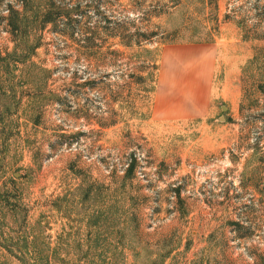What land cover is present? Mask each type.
I'll use <instances>...</instances> for the list:
<instances>
[{"label":"rangeland","instance_id":"374dc122","mask_svg":"<svg viewBox=\"0 0 264 264\" xmlns=\"http://www.w3.org/2000/svg\"><path fill=\"white\" fill-rule=\"evenodd\" d=\"M53 2L0 0V264H264V0ZM186 41L217 46V98L156 119Z\"/></svg>","mask_w":264,"mask_h":264},{"label":"crops","instance_id":"0c3cea01","mask_svg":"<svg viewBox=\"0 0 264 264\" xmlns=\"http://www.w3.org/2000/svg\"><path fill=\"white\" fill-rule=\"evenodd\" d=\"M218 48L212 42L165 44L152 103L156 119L205 118L213 99Z\"/></svg>","mask_w":264,"mask_h":264},{"label":"trees","instance_id":"16d2710c","mask_svg":"<svg viewBox=\"0 0 264 264\" xmlns=\"http://www.w3.org/2000/svg\"><path fill=\"white\" fill-rule=\"evenodd\" d=\"M55 3L53 2V0H50V5H54ZM27 8L25 7L23 12H19V10L15 9L13 7L10 8V13H11V18L9 20V25L12 27L11 28V32H13V36H15V40H17L18 35H19V47H21V52H25V54L23 55L22 53L18 54L16 51V47L13 50V55L16 56V60H21V62H25L26 58H28L29 53L32 52V50L34 49V47L36 46V44H31L29 43L28 40V32L26 31L27 25H28V17L26 16L25 12H26ZM60 8H58V12H56V15L53 14V12L49 9V10H45L43 11V19H42V24L45 25L49 22H54L55 19L57 17H61L63 15L69 17L70 16V12L68 10L65 9H61L63 10L62 12L59 11ZM65 10V11H64ZM33 20H37L36 17L32 18ZM157 59H154V69H157V64H156ZM153 90V87L151 89V91ZM135 166V161L134 159H131L129 163H127L126 167H125V173H124V178H130L132 173H133V169ZM175 191H177V189H174Z\"/></svg>","mask_w":264,"mask_h":264},{"label":"water","instance_id":"95a60500","mask_svg":"<svg viewBox=\"0 0 264 264\" xmlns=\"http://www.w3.org/2000/svg\"><path fill=\"white\" fill-rule=\"evenodd\" d=\"M222 107H224V106H222ZM15 174H18V173H15Z\"/></svg>","mask_w":264,"mask_h":264}]
</instances>
